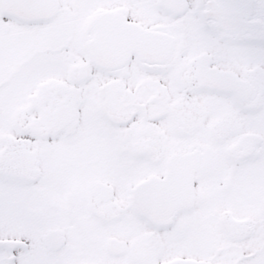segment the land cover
<instances>
[{
	"label": "snow or ice",
	"instance_id": "snow-or-ice-1",
	"mask_svg": "<svg viewBox=\"0 0 264 264\" xmlns=\"http://www.w3.org/2000/svg\"><path fill=\"white\" fill-rule=\"evenodd\" d=\"M0 264H264V0H0Z\"/></svg>",
	"mask_w": 264,
	"mask_h": 264
}]
</instances>
